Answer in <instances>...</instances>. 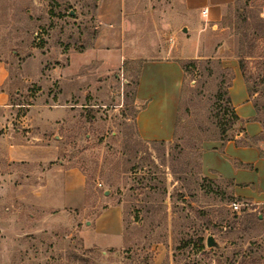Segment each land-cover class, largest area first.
<instances>
[{
  "label": "rangeland",
  "instance_id": "1",
  "mask_svg": "<svg viewBox=\"0 0 264 264\" xmlns=\"http://www.w3.org/2000/svg\"><path fill=\"white\" fill-rule=\"evenodd\" d=\"M100 1L0 0V61L13 82L0 137L16 143L0 144V264H264V208L234 211L230 187L199 164L203 144L239 133L228 128L232 66L264 130V0H231L216 22L201 17L206 0H123L124 38L107 52L93 48ZM182 56L197 61H179L175 138L142 141L140 63ZM71 172L84 180L82 210L61 204ZM113 206L120 242L91 245V224Z\"/></svg>",
  "mask_w": 264,
  "mask_h": 264
},
{
  "label": "crops",
  "instance_id": "2",
  "mask_svg": "<svg viewBox=\"0 0 264 264\" xmlns=\"http://www.w3.org/2000/svg\"><path fill=\"white\" fill-rule=\"evenodd\" d=\"M187 1V0H185ZM211 8L203 5L201 11L208 10L206 18L214 15L210 22L221 18V8L231 0H206ZM97 20L101 25L93 48L102 52L117 49L123 38L127 23L124 17L123 0H101ZM194 57H172L170 59H143L139 66L138 84L134 90L133 104L135 131L145 142H171L180 104L184 73L179 61ZM233 79L228 89V97L234 114L244 124L243 131L232 141L222 144L214 141L203 144L199 153L201 174L210 181L220 180L230 187L233 198L250 207L264 208V139L249 146L236 144L245 136L254 138L264 130L256 120V112L248 101L244 81L232 66ZM11 76L4 62L0 61V112L12 107L7 87L12 85ZM10 138V137H9ZM0 144H16L7 135L0 137ZM9 151L13 150L9 146ZM227 182H231L229 185ZM84 180L75 172L65 174L62 184L61 204L72 210L84 208ZM123 232L121 211L118 207H108L91 224L87 239L91 245L114 247L120 242Z\"/></svg>",
  "mask_w": 264,
  "mask_h": 264
},
{
  "label": "trees",
  "instance_id": "3",
  "mask_svg": "<svg viewBox=\"0 0 264 264\" xmlns=\"http://www.w3.org/2000/svg\"><path fill=\"white\" fill-rule=\"evenodd\" d=\"M196 61L197 60H188L187 62H186V64L187 65H189V66H193V65H195L196 64ZM181 68H182V71L183 72H185V68L181 65ZM239 68H240V71H241V73L243 74V67H242V64L239 62ZM221 71H223V73L224 72H226V73H228L229 71L227 70V69H221ZM138 76H139V69H138ZM138 76H137V79H136V82H135V86H134V90L136 89V87H137V84H138ZM230 86H231V81L229 80L228 82H227V90H226V92H225V96H226V98H227V101L228 102H230L229 101V97H228V89L230 88ZM244 124V121H242V120H240L235 114H234V112H233V110H232V108L230 109V122L228 123V128H231V127H233V126H239V124ZM177 125H178V118L176 119V124H175V129H174V134H173V138H175V135H176V129H177ZM243 131V129L242 128H239V132L241 133ZM224 132L225 131H223V134H224ZM235 136H233V137H231L230 139H224V140H221V142H222V144H225L227 141H232L233 140V138H234ZM261 136H257V137H254V138H248L247 136H245L242 140H240V141H238V142H236V144H241V145H243V146H249L250 144H254V143H256V142H258V141H261ZM173 140V139H172ZM147 143H157V144H165L166 142H147ZM229 185H232V183L231 182H227ZM231 195V194H230ZM231 197H233L232 195H231ZM237 200V199H236ZM238 201H240V200H238ZM255 220H256V222H260V219L257 217V218H255ZM200 243H201V241H200Z\"/></svg>",
  "mask_w": 264,
  "mask_h": 264
},
{
  "label": "built area",
  "instance_id": "4",
  "mask_svg": "<svg viewBox=\"0 0 264 264\" xmlns=\"http://www.w3.org/2000/svg\"><path fill=\"white\" fill-rule=\"evenodd\" d=\"M207 14H208V10L207 8L203 9L201 11V17L203 19H205L207 17ZM231 208L234 210V211H239L241 210L242 208H248L250 207L248 204L246 203H243V202H233L231 205Z\"/></svg>",
  "mask_w": 264,
  "mask_h": 264
},
{
  "label": "water",
  "instance_id": "5",
  "mask_svg": "<svg viewBox=\"0 0 264 264\" xmlns=\"http://www.w3.org/2000/svg\"><path fill=\"white\" fill-rule=\"evenodd\" d=\"M183 31L186 32V30H183ZM106 194H107V192H106ZM205 246L207 248H215L217 245H216V242L214 241L213 237H208L206 239Z\"/></svg>",
  "mask_w": 264,
  "mask_h": 264
}]
</instances>
